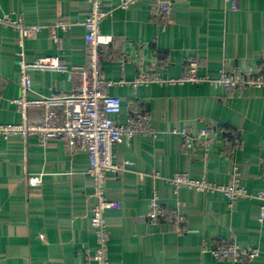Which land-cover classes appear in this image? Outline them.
Instances as JSON below:
<instances>
[{
  "label": "crops",
  "instance_id": "obj_1",
  "mask_svg": "<svg viewBox=\"0 0 264 264\" xmlns=\"http://www.w3.org/2000/svg\"><path fill=\"white\" fill-rule=\"evenodd\" d=\"M104 0L107 12L99 30L110 36L100 46L106 78L130 81L140 68L164 78L181 76L191 61L205 79L200 82H150L133 87L113 85L121 100L114 119L124 122L144 112L155 135L122 136L114 145L115 161L124 164L105 180L104 197L119 208L103 214L109 232V264H264V220L258 200L237 199L231 206L219 192L202 193L167 182L175 172L225 184L233 170L250 193L262 186L264 170V86L227 89L216 82L222 68L259 69L264 64V0H169L170 18L156 17L154 0ZM88 0H0V14L19 16L41 29L24 40V58L54 56L67 66L85 65L84 27ZM17 31L0 23V123H18L12 100L19 96ZM30 98L74 90L76 80L63 71L32 70ZM42 115L27 110L29 120ZM213 131L215 142L182 146V128ZM84 152L70 154L62 138L39 141L35 135H0V264H93L96 247L90 224L96 203ZM39 176L40 182L31 181ZM167 210L178 209L185 230L169 220L149 222L151 194ZM232 238L253 246L251 261L214 259L201 252L202 242Z\"/></svg>",
  "mask_w": 264,
  "mask_h": 264
},
{
  "label": "built area",
  "instance_id": "obj_2",
  "mask_svg": "<svg viewBox=\"0 0 264 264\" xmlns=\"http://www.w3.org/2000/svg\"><path fill=\"white\" fill-rule=\"evenodd\" d=\"M104 0H88L89 11L81 22L84 27L85 65L67 66L57 57H36L31 61L24 58V40L40 29V25L25 24L21 17L12 16L9 13L0 14V23L10 26L17 31V44L19 46V72L20 80L19 96L12 102L16 105L20 114L18 123H0V135L4 138L10 136L35 135L39 141L44 142L50 138H62L70 154L84 152L88 158L87 172L92 177L96 203L90 215V224L94 231L96 247L91 256L93 264H109L108 239L109 232L104 219V212L119 208V202L107 200L104 197L105 180L109 174H116L124 164L115 161L113 145L122 137L134 134L155 135L148 116L144 112L134 111L124 122H117L114 115L121 109V100L117 95L108 92L113 85L128 83L133 87L145 85L150 82L159 84L173 81L200 82L205 79L197 72V63L191 61L180 77L176 79L164 78L151 74L140 68L134 79L113 80L106 78L101 69L99 58L100 46L111 41L110 36L104 35L99 30L101 20L106 16L103 9ZM134 0H120L118 6L126 8ZM238 0H225L231 10L237 9ZM157 12L156 17L165 22L171 15L169 0H154ZM32 70H55L67 72L76 80L74 90L71 92L50 96L37 95L30 98L32 91ZM216 82L227 89L242 90L249 87L264 86V64L256 70H239L236 67L222 68L219 70ZM30 107L42 109V115L38 120H29L27 110ZM180 134L182 146L192 149L195 145L203 147L204 155L210 153L215 142L216 134L208 127H200L196 133L188 129L173 130ZM39 176H32L35 184L40 182ZM167 182L171 184L173 192L177 193L181 186L202 193H222L231 206L237 199L249 197L258 200V220H264V170L262 186L255 193H250L242 184L236 170H233L230 181L219 184L210 181L204 176L191 177L187 172H175ZM149 222L160 219L169 220L174 224L177 232L185 230V217L176 208L167 210L162 206L158 195L153 192L150 198L149 210L146 213ZM201 252L209 254L214 259H226L233 262L251 261L258 255V249L253 246H240L232 238L214 239L203 241Z\"/></svg>",
  "mask_w": 264,
  "mask_h": 264
}]
</instances>
